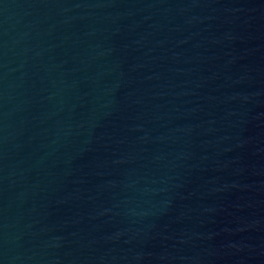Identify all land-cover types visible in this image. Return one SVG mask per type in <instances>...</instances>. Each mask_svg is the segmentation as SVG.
Returning <instances> with one entry per match:
<instances>
[{
    "label": "water",
    "instance_id": "obj_1",
    "mask_svg": "<svg viewBox=\"0 0 264 264\" xmlns=\"http://www.w3.org/2000/svg\"><path fill=\"white\" fill-rule=\"evenodd\" d=\"M0 264H264V0H0Z\"/></svg>",
    "mask_w": 264,
    "mask_h": 264
}]
</instances>
